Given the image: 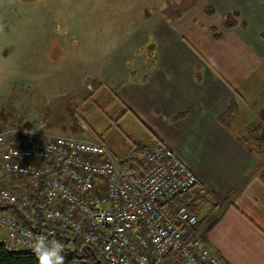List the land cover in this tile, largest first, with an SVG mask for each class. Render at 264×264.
<instances>
[{"label": "rangeland", "instance_id": "1", "mask_svg": "<svg viewBox=\"0 0 264 264\" xmlns=\"http://www.w3.org/2000/svg\"><path fill=\"white\" fill-rule=\"evenodd\" d=\"M192 1L0 0V132L14 125L99 140L116 158L134 155L157 131L128 110L117 78L132 66L141 69L163 22L205 57L213 47L210 29L224 33L223 19L232 10L198 0L185 11ZM252 100V108L264 106L263 98ZM0 183H14L1 166Z\"/></svg>", "mask_w": 264, "mask_h": 264}, {"label": "crops", "instance_id": "2", "mask_svg": "<svg viewBox=\"0 0 264 264\" xmlns=\"http://www.w3.org/2000/svg\"><path fill=\"white\" fill-rule=\"evenodd\" d=\"M206 4L238 11L246 27L225 29L221 39L211 35L212 49L199 58L163 22L165 30H155L154 58L147 55L141 69L132 66L117 78L118 95L146 126L156 128L146 145H169L196 173L199 183L188 195V206L226 264H264V181L259 176L264 159L257 158L248 140L264 129V106L254 109L251 103L264 99L259 94L264 91V0ZM232 100L237 102L234 127L222 118ZM206 190L221 199H202Z\"/></svg>", "mask_w": 264, "mask_h": 264}, {"label": "built area", "instance_id": "3", "mask_svg": "<svg viewBox=\"0 0 264 264\" xmlns=\"http://www.w3.org/2000/svg\"><path fill=\"white\" fill-rule=\"evenodd\" d=\"M140 161L143 170L125 172L99 140L7 125L0 166L14 183H0V204H19L32 221L41 215L54 227L37 233L0 212V243L33 254L28 233L61 241L67 229L93 249L95 264H226L198 215L171 202L194 188L196 173L164 143L146 148ZM62 243L67 256L73 246Z\"/></svg>", "mask_w": 264, "mask_h": 264}, {"label": "trees", "instance_id": "4", "mask_svg": "<svg viewBox=\"0 0 264 264\" xmlns=\"http://www.w3.org/2000/svg\"><path fill=\"white\" fill-rule=\"evenodd\" d=\"M197 2L198 0H193L191 4L188 6V8L185 9V11L194 7ZM206 10L209 11L210 13H214L215 9L213 6H208L206 7ZM239 25L244 27L246 26L240 20V13L236 10L226 14V16L223 19V27L225 29H231ZM210 31L215 39H221L223 36V33L218 32L213 28L210 29ZM151 47L153 48V45H151ZM236 109H237V102L235 100H232L225 109L222 118H224L225 120L231 118L235 114ZM184 115H185L184 112L179 113L175 117V119H180ZM259 131L260 132L254 135V138H248V140H249V145L252 148L253 152L256 154L257 158L261 160L264 159V129H262V131L260 129ZM157 144H159V142L154 143L152 145H137L134 155L130 157L119 158L121 159V163H120L121 169L125 172L143 170L144 166L140 161L141 154L144 152L146 148L155 146ZM259 176L262 179V181H264V169L260 171ZM198 183L199 180L194 186V188L198 185ZM192 190L177 196L171 202L172 203L183 202L188 204L187 202L188 195L190 194V192H192ZM207 195H209L213 200L215 199L217 200L218 198L221 199V196H216L214 193L208 190L201 193V198L206 199ZM0 212L14 213L21 221L26 222L37 233L43 232L47 229L54 227L53 225L43 221V219L40 217L41 215L37 217L36 221H32L20 209L19 204H0ZM59 238L62 242L71 243L73 246V251L69 255L65 256V264H95L97 262V256L93 251V249L89 246L82 245V243L76 238V236L70 230L67 229L60 230ZM75 260L77 261V263H75ZM0 264H38V260L34 254L9 251L2 243H0Z\"/></svg>", "mask_w": 264, "mask_h": 264}, {"label": "clouds", "instance_id": "5", "mask_svg": "<svg viewBox=\"0 0 264 264\" xmlns=\"http://www.w3.org/2000/svg\"><path fill=\"white\" fill-rule=\"evenodd\" d=\"M27 239L38 264H65V245L61 241L31 233H28Z\"/></svg>", "mask_w": 264, "mask_h": 264}]
</instances>
